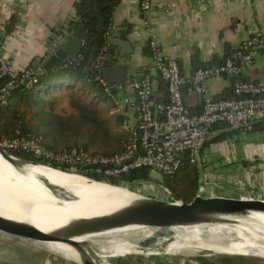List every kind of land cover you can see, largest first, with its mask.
<instances>
[{"label": "crops", "instance_id": "crops-1", "mask_svg": "<svg viewBox=\"0 0 264 264\" xmlns=\"http://www.w3.org/2000/svg\"><path fill=\"white\" fill-rule=\"evenodd\" d=\"M142 1L119 0L100 62L103 66L105 57L117 58L118 53L126 52L120 62L125 65L126 80L113 87L107 86L115 102L105 100L104 103L105 107H110L111 115L124 117L122 129L128 132L137 127L140 119L137 97L131 87L133 80L151 75L153 103H166L169 99L167 84L155 71L148 47L152 32L157 35L164 54L178 61L187 79L198 68L223 62L253 35L264 36V0H149L152 9L148 18L141 8ZM75 2L0 0V24L12 15L18 19L13 32L5 36L3 48L5 54L15 60L17 68L43 64L70 34L81 38L68 29L76 20ZM61 67L52 69L50 75L60 76L58 69ZM241 74L244 80L264 82L263 55L244 66ZM234 82L233 76L225 74L210 78L207 84L211 96L220 99L233 96ZM191 86L187 83L184 87L185 102L193 113H200L203 99L200 93L190 90ZM211 131V138L205 142L201 153L202 168L207 169L208 179L201 182H208L220 190L264 197V130L249 133L225 127ZM221 135L224 137L219 139ZM254 136L260 138L251 141ZM235 140L238 142L234 144Z\"/></svg>", "mask_w": 264, "mask_h": 264}, {"label": "built area", "instance_id": "built-area-1", "mask_svg": "<svg viewBox=\"0 0 264 264\" xmlns=\"http://www.w3.org/2000/svg\"><path fill=\"white\" fill-rule=\"evenodd\" d=\"M141 8L148 18L152 3L143 0ZM0 29H3L2 24ZM148 47L155 71L167 84L169 100L166 103H153L154 83L151 75L131 82L137 97L140 119L137 127L129 129V138L123 152L95 155L83 148L56 152L43 147L37 139L26 137L1 144L9 151L31 152L48 166L95 179L97 175L107 179L142 168L158 173L163 178L174 177L179 172L181 157L185 152L190 153L191 163L202 168L201 149L215 125L226 124L250 132L254 123L264 121V82L244 80L241 74L242 68L251 65L258 55L264 57V36L260 33L246 39L223 63L199 68L190 79L182 75L175 58L164 54L153 32ZM3 48L4 40L0 41V83L4 80L0 86V103L7 104L11 91L30 87L39 81L44 66L37 64L17 68L15 60L6 55ZM102 59L103 53H100L96 65L98 71L102 68ZM225 74L235 79L234 97L216 99L211 96L207 81ZM187 83L192 85L190 90L202 96L200 113H193L185 102L183 90ZM119 87L121 89L122 85ZM158 185H162L166 193L157 196L168 200L177 197L164 184Z\"/></svg>", "mask_w": 264, "mask_h": 264}, {"label": "trees", "instance_id": "trees-1", "mask_svg": "<svg viewBox=\"0 0 264 264\" xmlns=\"http://www.w3.org/2000/svg\"><path fill=\"white\" fill-rule=\"evenodd\" d=\"M118 4L119 0H76V20L69 24L68 29L85 40L80 57L68 61L58 69L60 76L50 75L51 70L44 69L36 84L11 91L7 104L0 103V142L26 137L35 138L43 147L56 152L83 148L95 155H113L124 151L129 132H116L122 128L124 117L121 114L111 115L110 107L101 109L97 102L88 99V95L98 94L101 99L115 102L112 91L102 82V74L96 65L98 56L107 45ZM17 23L15 15L3 23L0 41L13 32ZM74 79V83L67 82ZM3 82L4 80L0 86ZM63 97H67V100ZM225 127L230 126L217 124L213 130ZM262 130L264 122L253 124L250 132ZM222 137L224 136L218 138ZM110 142L118 143L117 152H111ZM59 147L62 148L58 149ZM10 152L23 159L41 162L28 151ZM190 164V153H183L180 169H187ZM194 171L183 182L178 179L177 174L174 177L165 176L160 181L152 177L150 170L146 168L107 179L97 175L96 179L116 185L133 184L136 181L164 184L174 195L191 201L199 183L198 171ZM115 264L122 263L116 260Z\"/></svg>", "mask_w": 264, "mask_h": 264}, {"label": "bare ground", "instance_id": "bare-ground-1", "mask_svg": "<svg viewBox=\"0 0 264 264\" xmlns=\"http://www.w3.org/2000/svg\"><path fill=\"white\" fill-rule=\"evenodd\" d=\"M35 175L46 177L52 185L60 187L72 199L67 201L60 195H54L41 181L35 179ZM0 190V213L4 211L9 217L19 220L37 221L43 230L62 225L73 218L99 216L111 212L138 198V195L126 189L89 182L87 178L75 173L68 174L31 165L23 166L20 172L1 156ZM121 194L123 196L118 197ZM157 231L158 229L131 226L93 235L96 239L89 240L90 236H85L77 240L86 243L82 245L81 250L88 254L91 249L87 245L94 244L92 248L97 250L98 254V259H93L96 264H112L109 260L111 258L135 254L192 255L199 251H207L213 255L264 257V214L255 211L247 215L219 212L197 225L167 229L163 232V237L150 247L145 248L137 244L136 240L150 238ZM43 245L59 255L81 261L78 253L69 245ZM161 245L163 247H160L159 252L158 246Z\"/></svg>", "mask_w": 264, "mask_h": 264}, {"label": "water", "instance_id": "water-1", "mask_svg": "<svg viewBox=\"0 0 264 264\" xmlns=\"http://www.w3.org/2000/svg\"><path fill=\"white\" fill-rule=\"evenodd\" d=\"M84 46V40L73 34L68 35L65 42L62 43L54 53L46 57L43 62L45 69L50 71L54 68L61 67L68 59H74L79 56ZM125 53V51L118 53L117 58L113 56L104 58L105 63L100 72L106 86L113 87L115 84L125 82V65L120 63ZM27 82L28 80L25 81V83ZM261 122L264 121H258L254 124ZM231 129L240 130L241 128L231 127ZM210 138L211 134H208L206 141ZM259 138V136H254L251 141L258 140ZM0 156L20 172L23 166L27 167L31 165L43 166L70 174V172L48 166L42 162L20 158L6 149L1 142ZM218 170L220 171V169ZM217 172H215V174H218ZM81 176L87 178L89 182L102 183L121 190L126 189L138 195V198L131 200L129 203L111 212L99 216L73 218L62 225L47 230L41 229L37 221L33 222L12 218L3 211V213H0V234L41 244L69 245L78 253L81 264H96L93 259H98V254L93 251L89 254L85 251V253L82 252L81 247L86 243H80L77 240L78 238L90 236L89 240H92L93 238L96 239L93 235L131 226L158 230H166L175 226H193L201 223L205 218L219 212L247 215L249 212L255 211L264 214L263 196L255 193L246 194L237 191L216 189L208 182H200L194 198L191 201H186L178 196L174 200H168L167 198L153 195V193L147 194L142 192L141 188H137V186L143 181H136L133 184L116 185L109 181L91 178L86 175ZM35 179L41 181L54 195H60V197L67 201L72 199L65 191L61 193L59 190H56V187L52 185L46 177L35 175ZM148 183L151 184L150 187L153 186V182L148 181ZM57 188L61 189L60 187ZM154 190L151 189L153 192ZM121 196H123V194L118 197ZM158 255L159 254L156 256L150 255V257L155 259ZM120 257L111 258L109 260L112 264H115L116 259ZM158 262L168 264L165 260H158ZM202 263L206 264L207 261L204 260Z\"/></svg>", "mask_w": 264, "mask_h": 264}, {"label": "rangeland", "instance_id": "rangeland-1", "mask_svg": "<svg viewBox=\"0 0 264 264\" xmlns=\"http://www.w3.org/2000/svg\"><path fill=\"white\" fill-rule=\"evenodd\" d=\"M64 100H67V97H63ZM88 99L92 100L94 102H97L98 106L101 109H107L108 107H105V99H101L98 94H90L88 95ZM123 132V129L120 128ZM120 129H117L116 132L120 133ZM8 141V140H6ZM4 141V142H6ZM236 141V140H235ZM234 142V141H233ZM238 141L234 142L237 143ZM70 144V143H69ZM118 146V143L116 142H110L109 148L111 149V152L116 151ZM62 147H59L58 149H61ZM118 151V150H117ZM116 151V152H117ZM61 152V151H58ZM198 171V182L206 181L208 179V176H206L207 171L205 168H199L195 164L191 163L189 166H187V169H180L177 173L178 179L183 182L185 181L191 174L194 173L196 170ZM151 176L159 179L160 181L163 179L160 174L158 173H151ZM198 183V185H199ZM153 186L150 187V183L148 181H143L141 184L137 186V188H141L142 192H145L147 194L153 193V195H160L163 193H166V191L163 189L162 185H157L156 183H152ZM151 189H155L154 192L151 191ZM56 190H59V192L63 193L64 191L62 189H59L56 187ZM65 195V194H63ZM167 231L165 230H158L155 232L150 238L147 239H140L136 240L142 247H150L154 245L160 237H163V234ZM164 232V233H163ZM156 238V239H154ZM145 242V243H144ZM167 243V242H166ZM94 244H88V248L91 249L90 252H96L97 250L93 249ZM93 247V248H92ZM163 247V245L158 246V251L160 252V249ZM200 252V253H199ZM198 253L192 254V255H163L160 253H156L153 255H158L157 258L160 261L165 260L168 264H203L202 261H207L210 264H264V257L261 256H255V255H228V254H214L207 252V251H199ZM210 256H209V254ZM149 256H144L140 254L135 255H128L126 257H120L116 260L127 264H162L161 262H158V260H155ZM169 259V260H167ZM0 264H81V262L72 260L68 257L59 255L49 249H47L43 244L41 243H35L32 241H28L25 239H19L15 237H9L4 236L0 234Z\"/></svg>", "mask_w": 264, "mask_h": 264}]
</instances>
